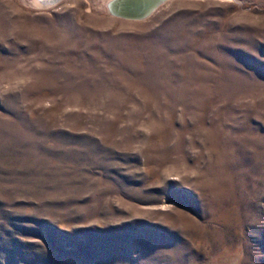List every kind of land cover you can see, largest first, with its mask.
I'll return each instance as SVG.
<instances>
[{
  "label": "rangeland",
  "instance_id": "obj_1",
  "mask_svg": "<svg viewBox=\"0 0 264 264\" xmlns=\"http://www.w3.org/2000/svg\"><path fill=\"white\" fill-rule=\"evenodd\" d=\"M99 1L0 0V264H264V0Z\"/></svg>",
  "mask_w": 264,
  "mask_h": 264
},
{
  "label": "water",
  "instance_id": "obj_2",
  "mask_svg": "<svg viewBox=\"0 0 264 264\" xmlns=\"http://www.w3.org/2000/svg\"><path fill=\"white\" fill-rule=\"evenodd\" d=\"M22 7L31 10L45 11L52 9L63 0H15ZM168 0H100L92 9L108 16L140 21L148 18Z\"/></svg>",
  "mask_w": 264,
  "mask_h": 264
}]
</instances>
